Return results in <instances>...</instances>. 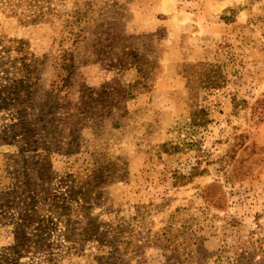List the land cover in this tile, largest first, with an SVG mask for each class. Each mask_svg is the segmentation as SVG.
Instances as JSON below:
<instances>
[{
    "label": "rangeland",
    "instance_id": "rangeland-1",
    "mask_svg": "<svg viewBox=\"0 0 264 264\" xmlns=\"http://www.w3.org/2000/svg\"><path fill=\"white\" fill-rule=\"evenodd\" d=\"M52 3L31 24L0 2V39L25 43L39 76L22 111L0 110V135L18 133L0 145V193L50 145L48 197L117 239L73 245L45 221L46 247L19 252L13 207L0 264H264V0Z\"/></svg>",
    "mask_w": 264,
    "mask_h": 264
},
{
    "label": "trees",
    "instance_id": "trees-1",
    "mask_svg": "<svg viewBox=\"0 0 264 264\" xmlns=\"http://www.w3.org/2000/svg\"><path fill=\"white\" fill-rule=\"evenodd\" d=\"M0 2L6 5L9 13L21 18L25 23H50L56 16L53 0H0ZM88 16L87 11L73 12L70 20L66 21L69 32H72L74 23H78V27L82 24L85 25ZM78 33H83V31L80 29ZM11 42L3 43V40L0 39V70L7 66L3 70L7 84L0 88V110L16 107L18 111H22L25 103L31 97V93L35 91V85L39 82L37 63H35L37 60L28 52L25 43ZM11 53H14V55L8 57L5 62L4 57H1L2 54L9 55ZM133 57L136 58V56ZM69 59L73 63V58L70 57ZM145 65L154 66L148 63H145ZM139 72L141 82L139 81L137 84L145 81L143 71L139 69ZM193 119H195L196 125L201 121V118H197L196 121L195 115ZM49 123H51V126H56L54 120ZM16 128L17 125H13L0 135V145L9 144L18 136L17 131H15ZM43 150V153L33 155L31 161L27 157H23L21 160L23 171L18 172L15 177L16 189L5 194L0 193V210L19 207L15 250L19 252H38L44 249L46 247L44 237L46 231L43 229L45 221H48L46 223L51 221L54 226L63 225L65 229L63 235L73 245L96 238L101 244L115 246L116 230H112L114 232L111 235L112 240L108 241L107 232L100 231L98 227L95 228L89 215L80 214V211L73 209L68 203H60L59 198L48 197L51 184L49 155L55 152L56 149H51L50 145H45ZM78 223H82L83 227H76ZM106 226L110 227L102 225V227ZM29 230L30 235H28ZM101 236L105 238L100 240Z\"/></svg>",
    "mask_w": 264,
    "mask_h": 264
}]
</instances>
